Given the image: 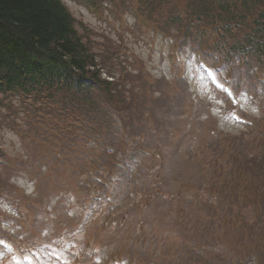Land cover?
Masks as SVG:
<instances>
[{
    "label": "rangeland",
    "instance_id": "374dc122",
    "mask_svg": "<svg viewBox=\"0 0 264 264\" xmlns=\"http://www.w3.org/2000/svg\"><path fill=\"white\" fill-rule=\"evenodd\" d=\"M61 1L74 18L75 28L83 43L95 56L98 64L96 67L103 69L101 76L108 81L106 88L111 90L117 105L112 108L111 118L124 122L122 119L125 115L128 119L124 122L126 129L121 135L129 129L128 123L133 129V135H124V141L140 139L136 133L141 126L148 133L146 143L158 149L156 153L163 162L160 165L152 158L151 149L143 147L144 143L138 147L129 144L128 149L133 150L132 156L141 165L138 169L139 177L143 172L145 175L150 173V166L147 165L149 158L158 165V170H162L166 184L176 188L185 186L187 192L184 195L189 196L188 200L197 194L203 203L209 205L204 207V212L217 228V236L221 234V242L226 241L229 236L221 231L226 228L227 218L221 213L229 208L218 204L219 194L214 193L218 182L212 170H222L220 176L223 185L233 181L237 182L240 189L246 185H255L251 182L259 175L264 178V82L252 71L244 70L241 62H234L227 67V74L242 85L239 90L246 89L252 96L244 93L245 99L241 95L243 110L239 111L238 106H235L236 101L230 102L223 94L212 91L211 87L198 84L203 79V67L200 64L201 77H195L193 81L182 77L185 80L183 87L186 91L193 89L195 106L200 114L206 112L207 107L210 110L205 120L199 116L192 118L193 101L176 80L183 83L180 67L189 51L192 53L186 56L193 57L189 68L194 75L199 72L195 63L201 53L190 42L180 45V49L184 48V55L174 51L172 43L180 40L177 25L163 19L171 16L174 11L185 19V12H190L192 16L187 22L188 26L193 27L194 33L212 41L208 34L214 30L216 16L212 15L208 19L209 13L198 15L201 18L196 22L197 14L192 11L191 4L201 0ZM168 33L175 36L169 38ZM203 59L209 65L219 64V61L210 57ZM190 76L193 78L192 73ZM47 92V98L51 101L50 117L42 113L32 115L37 112L35 104L39 103H31V100L38 94H21L20 97L8 93L6 98L4 95L7 94H0V264H45L37 263L30 256L24 259L17 254L7 263L4 261L8 259V252L14 251L13 244L17 252H20L22 247L30 243L27 238L31 235H38V244L43 248L45 239L71 230H76L77 237L82 238L81 245L84 247L79 260L85 256V252H90L89 249L103 245V254L97 257L89 254L88 258L97 264H126L111 252L116 250L123 254L129 251V246L124 240L115 239L113 232L104 228L111 227L104 225L108 219L97 213V208H92L91 195L87 192L89 175L94 172L91 166L93 153L99 152L97 138L100 133L97 127L100 120L95 123L84 119L82 115L85 109L75 102L69 103L66 93L55 90ZM251 116L255 123L250 120ZM48 118L45 124L44 120ZM212 122H216L212 130L216 131L218 127L224 134L238 136V141L253 139L257 143L242 148L240 159L236 152L220 149L216 154L215 165L206 161L187 163V155L179 145H188V132L192 129L194 137L206 134L208 140L211 135L208 129ZM213 140L212 136L209 143ZM216 142L227 141L221 139ZM196 157L201 158V155L197 154ZM232 162L241 166L243 173L240 176L230 169ZM81 164L82 168L78 170ZM201 184L206 190L199 189ZM226 193V190L221 191L222 195ZM260 193L264 202V187H261ZM157 200L160 202V198ZM177 207L176 200L168 201L162 206L161 215L167 214L166 221L186 222V219L194 218L202 211L191 212L186 209V212L180 211L176 215ZM213 207L215 210L212 211ZM155 210L156 206H151L144 214L137 216L145 227L143 231L137 232L143 245L139 252L143 250L157 264H166L170 251L165 245V234L151 224ZM168 210L172 211V215L174 213L173 216L176 215L175 218H172ZM163 219L161 224L165 221ZM178 227L181 228V225ZM136 228L134 226L133 230H128L127 227L126 230L124 227L116 233L123 238L128 231L134 234ZM183 228L185 231L191 226L184 224ZM226 229L238 231L234 227ZM171 230L175 229L171 227ZM216 239H213L209 249L202 247L207 249L208 258L194 257L191 264H237L236 261L239 264H262L250 254L240 258L237 249L219 243ZM154 243L155 249L161 251L160 254L147 245ZM250 245V241L240 243V248L247 249ZM196 247L190 246L192 249ZM72 263V254L64 253L60 261L54 264Z\"/></svg>",
    "mask_w": 264,
    "mask_h": 264
},
{
    "label": "trees",
    "instance_id": "16d2710c",
    "mask_svg": "<svg viewBox=\"0 0 264 264\" xmlns=\"http://www.w3.org/2000/svg\"><path fill=\"white\" fill-rule=\"evenodd\" d=\"M234 5L240 10L238 27L245 30L236 44L264 57V0H234ZM88 50L75 28L74 18L61 0H0V92L54 89L68 94V101L69 96L70 99L76 95L78 99L80 95L89 96L91 87L99 82L100 70L96 68L95 56ZM223 145L225 147L226 142H211L201 149L208 150L211 159L213 151L209 147L219 150ZM234 150V145L228 147L229 152ZM186 161L196 163L193 159ZM236 169L242 171L241 166ZM156 175L154 185L152 182L142 185L136 177L131 180L132 198L140 206H146L152 197L159 195L157 205L162 208L170 198L158 191V170ZM220 177L219 174L218 179ZM182 189L183 186L175 190L177 204L191 212L203 210L200 204L188 200L189 196H183ZM226 200L230 202L227 197ZM205 219L201 211L186 223L197 230L203 227ZM205 223L207 226L208 220Z\"/></svg>",
    "mask_w": 264,
    "mask_h": 264
}]
</instances>
